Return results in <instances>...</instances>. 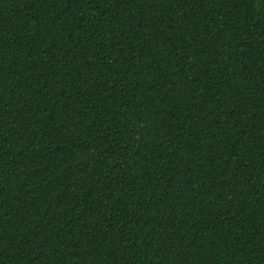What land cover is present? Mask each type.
I'll return each instance as SVG.
<instances>
[{
    "label": "trees",
    "instance_id": "trees-1",
    "mask_svg": "<svg viewBox=\"0 0 264 264\" xmlns=\"http://www.w3.org/2000/svg\"><path fill=\"white\" fill-rule=\"evenodd\" d=\"M0 264H264V0H0Z\"/></svg>",
    "mask_w": 264,
    "mask_h": 264
}]
</instances>
